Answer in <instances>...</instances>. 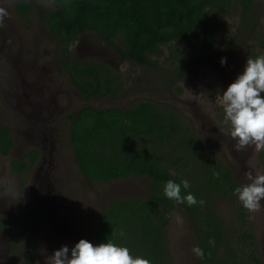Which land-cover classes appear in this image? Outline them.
Here are the masks:
<instances>
[{"label": "trees", "instance_id": "trees-1", "mask_svg": "<svg viewBox=\"0 0 264 264\" xmlns=\"http://www.w3.org/2000/svg\"><path fill=\"white\" fill-rule=\"evenodd\" d=\"M39 1L51 4L39 8L40 16L53 35L64 37L67 57L63 63L73 86L87 99L117 97L122 84L106 64H82L68 57L71 44L85 33L100 35L117 48L122 60L146 67L159 64L157 58L163 56L164 47L188 46L190 53L173 54L174 68L167 79L176 82L187 72L235 49L237 43L232 42L227 52H218L220 16L238 13L242 31L252 25L255 28L258 14L257 0ZM16 8L26 25L32 27L35 9L31 4L21 0ZM260 37L264 48V31ZM196 39H201L199 49L193 45ZM69 118L75 162L85 178L98 183L133 175L151 180L147 199L122 198L106 207L95 245L112 242L151 264H174L168 228L171 213L179 210L191 218L198 247L205 253L203 259L199 258L200 264H263L251 213L234 195V189L244 184L235 179L219 149L196 135L183 112L166 103L141 100L126 109L86 106ZM15 146L10 129L0 127V152L8 156ZM39 157L40 152L32 150L27 161L14 160L12 174L27 178ZM168 180L178 184L187 180L190 188L181 185V195L191 193L198 203L188 206L167 199L163 190ZM218 202L233 208L235 222L230 226L218 213ZM40 219L37 210H30L18 227L38 235Z\"/></svg>", "mask_w": 264, "mask_h": 264}, {"label": "rangeland", "instance_id": "rangeland-1", "mask_svg": "<svg viewBox=\"0 0 264 264\" xmlns=\"http://www.w3.org/2000/svg\"><path fill=\"white\" fill-rule=\"evenodd\" d=\"M17 1L20 0H0V8L8 13L0 26V127L9 128L16 143L10 155L0 152V264H50L48 257L61 246L71 249L80 239L95 245L110 203L149 197L148 177L133 175L98 183L83 176L75 162L69 116L86 106L105 110L126 109L141 100L166 103L189 118L197 136L219 149L237 181L250 183L245 177L249 171L264 174V151L256 152L251 146L235 150L230 125L225 123L217 99L243 72L248 57L264 55L260 37L264 31V0H257L255 28L252 25L241 31L238 13L220 16L218 52H227L233 43L237 46L176 82L167 79L174 68L173 54L190 53L188 46L164 47L163 56L157 58L159 64L146 67L122 60L117 48L100 35L85 33L71 44L68 57L82 64H106L119 75L122 84L117 97L94 99H87L71 82L63 63L67 57L64 37L50 32L38 9L32 27L19 16L17 21ZM200 41L193 40L197 49ZM221 58H226L227 63L221 65ZM32 150L45 153L44 161L32 168L27 178L12 174L13 161H27ZM217 204L218 213L230 226L235 222L233 208L226 202ZM30 210L42 215L41 221L37 220L38 235L18 227ZM251 217L256 247L264 264V200L260 211L251 213ZM168 242L174 264H200L192 252L198 243L187 213H171Z\"/></svg>", "mask_w": 264, "mask_h": 264}, {"label": "clouds", "instance_id": "clouds-1", "mask_svg": "<svg viewBox=\"0 0 264 264\" xmlns=\"http://www.w3.org/2000/svg\"><path fill=\"white\" fill-rule=\"evenodd\" d=\"M8 15L0 8V26ZM221 65L227 63L221 58ZM264 55L256 58L248 57L244 70L217 99L224 111V121L230 125V137L235 141L236 151L254 147L256 152L264 151ZM219 177V173H215ZM245 177L250 183L234 189V195L249 213L260 211L264 200V174L253 175L246 172ZM181 185L189 189L187 180L180 184L168 180L164 186V196L177 204L187 203L192 206L198 203L191 193L182 196ZM201 205L204 204L200 200ZM252 218L251 216L249 217ZM192 252L200 259L205 253L199 247H193ZM50 264H151L150 260L133 257L127 247L112 242L93 245L86 239H80L71 249L61 246L48 257Z\"/></svg>", "mask_w": 264, "mask_h": 264}, {"label": "flooded vegetation", "instance_id": "flooded-vegetation-1", "mask_svg": "<svg viewBox=\"0 0 264 264\" xmlns=\"http://www.w3.org/2000/svg\"><path fill=\"white\" fill-rule=\"evenodd\" d=\"M21 1V0H20ZM24 1H27L29 4H31V6L33 7V9H35L34 11H36V9H38V14H39V16H40V12H39V7L40 8H45V7H43V3L41 4V2L39 1V0H36V2H32V1H30V0H24ZM35 1V0H34ZM18 5V1L17 2H15V5H14V7H15V18L17 19V21H18V11H17V8H16V6ZM40 5V6H39ZM51 5V4H50ZM34 15H35V12H34ZM34 15H33V18H34ZM20 17V16H19ZM21 18V17H20ZM40 18H41V16H40ZM42 19V18H41ZM12 134V133H11ZM13 137V136H12ZM15 148H13L12 149V151L14 150ZM44 154L45 153H40V157H39V160L37 161V163H36V165H34L32 168H35V167H37V166H39L40 165V163H42L43 161H44V158H45V156H44ZM27 160V159H26ZM32 168H31V170H32Z\"/></svg>", "mask_w": 264, "mask_h": 264}]
</instances>
